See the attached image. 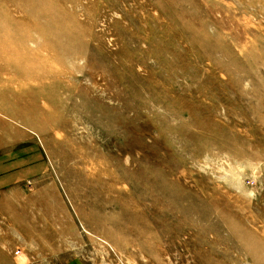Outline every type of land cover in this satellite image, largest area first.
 Masks as SVG:
<instances>
[{
    "label": "rangeland",
    "instance_id": "rangeland-1",
    "mask_svg": "<svg viewBox=\"0 0 264 264\" xmlns=\"http://www.w3.org/2000/svg\"><path fill=\"white\" fill-rule=\"evenodd\" d=\"M0 264H264V0H0Z\"/></svg>",
    "mask_w": 264,
    "mask_h": 264
},
{
    "label": "bare ground",
    "instance_id": "bare-ground-1",
    "mask_svg": "<svg viewBox=\"0 0 264 264\" xmlns=\"http://www.w3.org/2000/svg\"><path fill=\"white\" fill-rule=\"evenodd\" d=\"M21 45L23 46V44L21 43Z\"/></svg>",
    "mask_w": 264,
    "mask_h": 264
}]
</instances>
